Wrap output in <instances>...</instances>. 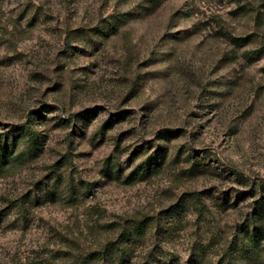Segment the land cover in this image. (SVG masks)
I'll use <instances>...</instances> for the list:
<instances>
[{
  "label": "rangeland",
  "instance_id": "1",
  "mask_svg": "<svg viewBox=\"0 0 264 264\" xmlns=\"http://www.w3.org/2000/svg\"><path fill=\"white\" fill-rule=\"evenodd\" d=\"M0 144V264H264V0H0Z\"/></svg>",
  "mask_w": 264,
  "mask_h": 264
},
{
  "label": "trees",
  "instance_id": "2",
  "mask_svg": "<svg viewBox=\"0 0 264 264\" xmlns=\"http://www.w3.org/2000/svg\"><path fill=\"white\" fill-rule=\"evenodd\" d=\"M29 149L32 151H37L38 150V145H37V139L35 136L34 132H29ZM3 145L0 144V152H3ZM160 152L162 153L159 157L162 159L165 157L164 155V150L162 151V148L160 149ZM156 166H153V164L151 162H149V158L146 160H143L140 165H138L134 172L132 173V176H135V174H137L139 171L143 174L142 177L146 176V173L149 172H153L156 171L158 169L159 166H161L163 164V161H160L159 163H156ZM148 165V168H146ZM191 197L193 198V200L195 201L196 205L198 207H203L204 206V202L201 200V197L196 194L193 193L191 194ZM199 204L201 206H199ZM259 204L261 205L260 208L264 209V197H261L259 200ZM183 210V208L180 207V205L178 204L177 206H172L170 208V210L168 211V213L170 212L171 214H174L176 216H178L180 214V212ZM258 222V221H257ZM148 221L143 220V221H134L132 228L126 232V237L127 240H130L132 235H135V237H144L147 233V225H148ZM245 232L247 235L250 236V244L253 245L251 251L253 253H258V251L261 248V243H262V239L264 237V226L263 224H259V225H255V223L253 224V222H247L244 224L243 227V231ZM244 243L242 242V245ZM234 243L232 244L233 247ZM245 246V244L243 245V247ZM246 249V248H245ZM233 254V252H230ZM231 254V255H232ZM233 257V258H232ZM232 258V259H231ZM179 264V262H174V259H171L170 261H166L163 264ZM225 264H238V262L235 261L234 256L232 255L228 261Z\"/></svg>",
  "mask_w": 264,
  "mask_h": 264
}]
</instances>
